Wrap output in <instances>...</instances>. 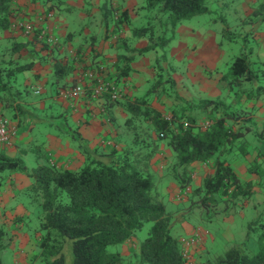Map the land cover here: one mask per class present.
I'll use <instances>...</instances> for the list:
<instances>
[{
    "label": "trees",
    "instance_id": "1",
    "mask_svg": "<svg viewBox=\"0 0 264 264\" xmlns=\"http://www.w3.org/2000/svg\"><path fill=\"white\" fill-rule=\"evenodd\" d=\"M208 1L145 0L141 10H148L143 17L146 23L138 27L132 24L130 31L131 37L147 40L145 47L133 49V53L137 56L156 54L151 68L155 73L152 86L140 95L130 96L120 91L118 99L112 100L110 94L99 98L105 101L106 120H112L109 109L116 103H120L129 115L124 125L126 137L123 141L111 142L107 137L90 148L79 134L72 136L73 140H78L84 156V164L78 170L57 167L49 157L30 173L21 158H11L0 149V187L5 178L3 173L21 172L31 180L29 193L41 198L43 216L40 226L48 234L40 238L38 245L41 248L39 256L45 264H64L62 244L67 238L72 241L74 264H182L180 240L171 235L178 213L166 210L153 179L156 175L153 168L162 162L166 164L165 173H170L178 187L183 189L193 187L192 175L199 166L206 165L213 170L206 173L202 184L193 187L192 191L194 196L200 195L204 206L219 201L232 207L240 201L239 197L251 196L252 182L242 181L230 161L234 149L244 154L246 149L253 151L257 144H264V127L257 126L250 110L236 107L242 93L255 98L258 92L264 91V69L256 70V62L250 59L252 52L243 51L222 67L218 96L211 98L208 93H199L197 100L179 94L177 79L173 76L176 67L167 61L169 54L165 47L174 38L178 26L194 17L209 14ZM15 2L0 0V30L8 29L15 21ZM42 13L52 14L54 18L56 9L48 7ZM111 13V5L105 1L102 14L106 30L111 21L112 32L117 31L122 36V28L128 25L127 14L121 12L114 20ZM152 20L160 29L159 36H156V24ZM39 31V28L35 29L33 37L42 50H57L64 45L58 36H55V44L38 39ZM80 52L78 50L76 54ZM95 52H92L94 58L98 57ZM99 62L95 61V65L89 62L85 69L117 87V79L131 72L119 68L116 70L118 76L109 75V71L105 75ZM66 66L72 68L68 63L59 64L56 67L61 68L56 72ZM2 75L0 68V86L4 87ZM231 90L235 96L233 101L227 102ZM160 95L171 103L166 107L169 119L152 106L153 99ZM85 96L91 98L89 89ZM249 134L253 141H249ZM164 147L169 150V155L165 154ZM258 158H263L261 164H264V155L260 154ZM261 164L254 160L248 171H258L263 176ZM146 223L151 224L147 236L139 243L137 251L131 249V257H124L120 251H109L111 246L134 240ZM5 236V229L0 226V252L4 248ZM263 238L264 228L258 237L260 248L256 253L247 254L243 249L233 248L213 264H264Z\"/></svg>",
    "mask_w": 264,
    "mask_h": 264
},
{
    "label": "crops",
    "instance_id": "2",
    "mask_svg": "<svg viewBox=\"0 0 264 264\" xmlns=\"http://www.w3.org/2000/svg\"><path fill=\"white\" fill-rule=\"evenodd\" d=\"M121 1L113 0L114 3H118V6H122L120 7L121 11L126 12L127 16L125 17H128V20L130 19L132 23L131 17L136 14V4L130 0H124L125 2L130 1L125 7L124 2ZM52 4L48 2L39 6L34 4L33 0L16 1L15 21L8 29L0 30V68L3 70L1 84L5 85L4 87L0 86V114L10 123V127L15 129L10 144L0 147V149L11 158H21L25 166V157L32 155L35 161L34 167L42 165L46 158L49 159L50 157V162L57 167L78 170L84 164V156L80 151L78 140H73L71 137L79 134L90 148L97 146L100 141H104L107 137L111 139V142H121L126 137L124 125L129 115L120 103H116L109 109L112 120L108 121L104 117V99L93 100L88 96H82L76 101L68 102L60 98L58 92L64 88L65 84L72 86L78 83L87 70L85 69L87 63L92 62L95 65V61L99 60V65H103L105 75L109 71V75L118 76L116 70L119 68L131 70L128 76L120 80L117 79L116 83L120 91L126 92L130 96L140 92L144 93L149 89L148 85H150L154 76L151 68L155 61V55L154 53H147L137 56L132 52L133 49L145 47L147 40L143 37L139 39L131 37L130 25H125L122 32L124 40L120 45L115 44L114 38L105 40L103 33L95 40L92 31L87 27L82 28L81 34L83 37L77 36V32L71 30L68 27V22L62 18L63 14H69L73 11V8H70L72 5L69 0L60 1V5L56 9V15L47 23L53 34L58 36L61 42H65L57 50H42L33 35L26 36L21 30L13 28L15 23L33 21L37 14H42L44 9L51 7ZM263 4L264 0H246L241 6L234 7L238 21L242 16L248 19L253 18L251 22L244 21L241 24L250 25L252 29H245L241 33H236L231 30L233 26H229L226 22V27L230 29L221 34V36L223 35V37L229 39L228 41L235 44L254 40L253 47H240L239 51L248 52L250 50L252 52L250 59L256 62V70L264 69ZM96 6H98V1ZM80 10L84 11L82 5ZM60 19L64 20V23ZM195 19L196 17L184 21L178 26L177 30H180V37L177 39V45L170 50V56L175 59L176 66L182 67V72L179 73L178 71L177 73L178 79L180 76L182 77L180 80L182 83H177L178 92L183 95L182 88L186 90L189 84L197 85L201 83L196 88L203 95L208 93L211 98H216L219 94L220 71L235 54L231 48L222 50L219 47L218 43H222V41L217 40L218 32L215 33L213 30L201 35L200 31L197 30L198 25L193 22ZM238 21L237 24H239ZM241 25H235V27L237 26L238 29ZM182 30H187L188 35H192L189 36V41L182 36ZM2 47L3 49H1ZM65 50L67 51L65 52ZM78 50L81 51L80 55L76 54ZM82 51L84 54H82ZM93 51L98 57H93ZM65 63L72 65V68L66 66L67 69L63 68L62 71L57 73L56 70L61 67L57 68L56 66ZM173 76L175 79V75ZM259 81L260 79L257 80V83ZM262 82L264 84V80ZM28 90L36 97H40L42 91H45L47 95L44 98L27 99V97H24V93ZM35 90H38L39 94H35ZM233 92L231 90L228 94L230 97L227 102L233 101L235 96ZM256 96L255 98H248L245 93H242L236 107L241 106L246 110H250L257 126L261 128L264 127V91L258 92ZM56 103L62 107L61 112L55 109L54 104ZM36 113L40 115L36 116ZM36 122L45 126L43 137L41 136L42 139H37L32 135ZM255 148L253 151L246 149L244 154H241V150L234 149L233 159L230 163L234 172L242 181L252 182V193L259 202L264 203V176H260L258 171H248L250 163L256 159L258 162V159L260 160L259 155H264V144H257ZM164 152L166 155L170 153L167 149ZM259 164H261V160ZM261 165L264 166V164ZM208 172H213L209 166H199L192 175L193 187H199ZM2 176H5V178L0 187V223L5 228L11 229L9 233L12 236L21 240L20 247L22 249L23 244L30 242L27 239V234L19 232V229L21 225H24L23 222L29 214L26 205L27 199L30 197L28 189L31 180L21 172H5ZM248 198L244 199L247 200ZM220 203L218 201L213 205L210 204L204 207L217 209L216 207ZM232 207H226L225 209L229 212L233 209ZM245 207L246 205L242 208ZM181 225L184 233L187 234L186 236L197 232L201 237V242L194 250L193 255L194 263L200 264L197 258L204 255L205 238L210 233L202 227L194 228L187 222H183ZM182 237L184 236L180 235L178 239L180 240ZM18 261L23 263V255L18 257ZM203 264L209 263L204 262Z\"/></svg>",
    "mask_w": 264,
    "mask_h": 264
},
{
    "label": "rangeland",
    "instance_id": "3",
    "mask_svg": "<svg viewBox=\"0 0 264 264\" xmlns=\"http://www.w3.org/2000/svg\"><path fill=\"white\" fill-rule=\"evenodd\" d=\"M15 1H19V0H15ZM33 1L34 4H38L39 6L51 2L53 3L51 7L52 8L55 7V9H57L58 6L60 5L61 0H33ZM97 1H98V6H96ZM105 1H109V5H111L112 8L111 17L114 20H116V18L122 12L120 8L122 6H118V3L117 4L114 3L113 0H69L70 4L72 5L70 8H73V11L72 13L69 14H63L62 18L68 22V27L71 30L75 31V33L77 32V36L79 37H83L81 34V31H83L82 28L87 27L90 31H92L91 33H93L92 36L94 37L95 40H97V37L101 36V33H103L105 40H107V38L110 39L114 38L115 44L120 45V43H122L124 40L123 34L122 36L121 34L119 36V33L117 31L112 32L111 21L108 22L107 30H106L105 19L102 14V6ZM130 1L135 2L137 10H136V14L131 17L132 23L130 19L128 20L127 18V22H128L127 26L130 25L129 28H131L132 24L136 27H138V25L145 24L146 21L145 19H143V17L148 12V10H144V9L141 10L143 8V5L145 4V0H130ZM130 1L125 2L124 0H122L121 2H124L123 4L126 7L128 2ZM244 2H246V0H215V1L209 0L208 7L211 12L206 15L198 16L196 17L195 20H193V22H195L198 25L197 30L200 31L201 35H205L208 32H212L213 30L215 33L218 32L217 40L222 41V43H218L219 47L222 48V50L229 48L233 49L235 54L234 57L239 55V53H241L239 51L240 47L249 48L251 46L252 47L254 46L253 45L254 40H249L247 42L242 41L235 44L232 43L231 41H228L229 39L223 37V35L221 36V34L226 33V30L228 31V29H230L226 27V22L228 23L229 26L230 25L233 26L231 30L236 33H241L245 31V29H252L250 25H241V24L244 21H246L247 23L251 22L253 18L248 19L242 16L238 21V16L235 15L236 12L234 10V7L241 6V4ZM81 5L84 11L80 10ZM153 12H151L150 14L154 15ZM64 20L60 19L62 23H64ZM237 21L239 22V24L236 23ZM152 23L156 24V21L152 20ZM235 25L238 26L241 25V26L237 29V26L235 27ZM155 26L157 29V30L155 29L156 36H159L160 29L158 28L157 24ZM124 27L122 28L121 31H123ZM181 33L186 40L188 41L190 40L189 36L192 35H188L187 30H182ZM179 37H180V30H176L174 38L165 47V51L168 52L169 54V56H167V61H171L172 65L176 67L174 72L176 79H178L177 77L178 71L179 73L182 72V67L176 66L175 59L170 56V50L172 47L177 45V39ZM1 49H3V47ZM66 51L67 50H65V52ZM154 55L156 57L155 53ZM152 72L154 73L153 70ZM181 79L182 77L180 76V78L176 81L177 90H178L177 83L180 82L181 84L182 83V81H180ZM200 84L201 83L197 85L189 84L187 85L186 90L182 88V93L187 94L188 96L198 100L201 91H199L196 87H199ZM69 86L70 85L68 84L64 88H68ZM151 86L152 84L150 83V85H148V88L150 89ZM193 91L194 94L192 93ZM140 94H142V92H140L138 95ZM45 95H47L45 91L41 92L40 97L33 96L30 90L24 93V97H27V99L44 98ZM169 104H171L170 101L167 100V98H165L162 95H160L159 97L157 96L152 101V106L155 109L159 110L168 119H169V115L166 107ZM54 105H55V109L58 112H61L62 107L60 106V104L56 103ZM55 109L53 110L55 111ZM39 115L40 114L36 113V116ZM36 123L37 124L36 126H34L35 130L34 132H32V135L37 139H42L45 131V126L39 122ZM248 139L249 141H253L252 140L253 137L251 136V134L248 135ZM163 149L166 148L164 147ZM162 160L163 159H161V161ZM260 160H263V158H260ZM260 160L258 159V163H260ZM25 163L26 166L28 167L27 170L31 173L32 168L35 166V161L33 156L32 155L26 156ZM165 167L166 164L164 162L160 163L158 166H155L153 170L156 173V175L154 176L153 179L160 200L165 205L166 210L171 213L173 212L178 213L175 216L178 221L171 228V235L176 239L180 238V235L183 236L187 235L184 233V229L182 228L181 225L183 222H187L189 225H191L194 228L202 227L203 229L207 230L210 233L209 236L205 238L204 255L202 257L197 258V261L200 264H203L204 262L213 264L216 262V260L219 257H222L233 248L243 249L247 254H253L259 250L260 243L258 237L263 232V228H264L261 227V224L264 225V203L259 202L255 198L254 193H252L247 200L244 199V197H239L240 199L238 200L240 201L237 202L236 205H234L236 207L234 208L232 207L233 209L229 212H227L225 209L227 207L225 203L219 202L220 204L219 206L216 207L217 209L204 207V205H202V203L200 202V195L194 196L192 194V191L194 189L193 187L191 188V193H189V195L186 198L178 201L176 199V194L178 192L179 187L177 183L174 182V180L172 179L171 174L165 173L166 172ZM262 170L264 176V166H262ZM29 195L30 197H28V199L26 197H23L24 199H27L26 206L29 209V214H28V218L23 222L24 225H21L19 232L26 233L27 239L30 240V242L28 244H23V247L21 249L20 247L21 240L19 238L17 239L15 236H12V234L9 233L11 229L5 228L0 223V226L4 227L6 233L4 239V248L0 252V259L2 264H45L42 257L39 256L41 248L38 245L40 238L48 234V231L43 230L40 226L41 219L43 216V210L40 204L41 198L35 197L30 193ZM244 205H246V207L242 208L244 207ZM150 226L151 224L149 223L144 224L142 229H140L136 233V237L134 240L130 242H126L121 246L120 245L111 246L109 247V251L110 252L120 251L121 254L123 253L124 257H131L133 255L131 249L134 248L135 251L138 250V245L147 236ZM261 243L264 244V238L263 240H261ZM62 245H63L62 253L64 255V264H74L72 241L67 238L64 240ZM20 255H23L24 257L23 263L18 261V257ZM134 260L135 257L133 261Z\"/></svg>",
    "mask_w": 264,
    "mask_h": 264
},
{
    "label": "built area",
    "instance_id": "4",
    "mask_svg": "<svg viewBox=\"0 0 264 264\" xmlns=\"http://www.w3.org/2000/svg\"><path fill=\"white\" fill-rule=\"evenodd\" d=\"M52 18V14H37L33 21L18 22L13 25V28L21 30L26 36H32L35 29L39 28L38 39L44 40L48 44H55L57 38L47 26L48 21ZM87 89L90 90L91 98L94 100L99 99L103 94H110L112 100L120 97V90L116 85L105 81V78L91 70L85 71L83 77L79 79L78 83L75 85L66 89H61L58 92V95L64 101L73 102L80 97L85 96ZM34 93L39 94V91L35 90ZM14 133L15 129H12L8 121L0 115V147L9 145ZM190 191L191 189L189 187L184 189L179 188L176 194V199L180 201L181 199L186 198ZM200 242L201 237L197 232L180 239L182 264H195L193 258L194 250L199 246Z\"/></svg>",
    "mask_w": 264,
    "mask_h": 264
}]
</instances>
